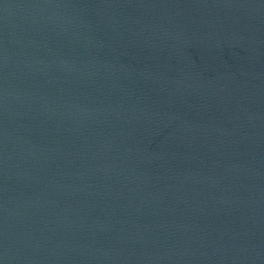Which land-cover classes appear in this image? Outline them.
Here are the masks:
<instances>
[{
  "label": "water",
  "instance_id": "1",
  "mask_svg": "<svg viewBox=\"0 0 264 264\" xmlns=\"http://www.w3.org/2000/svg\"><path fill=\"white\" fill-rule=\"evenodd\" d=\"M0 264H264V0H0Z\"/></svg>",
  "mask_w": 264,
  "mask_h": 264
}]
</instances>
